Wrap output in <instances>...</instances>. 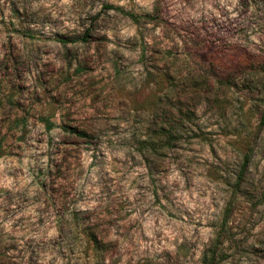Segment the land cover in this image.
Wrapping results in <instances>:
<instances>
[{
  "label": "rangeland",
  "instance_id": "374dc122",
  "mask_svg": "<svg viewBox=\"0 0 264 264\" xmlns=\"http://www.w3.org/2000/svg\"><path fill=\"white\" fill-rule=\"evenodd\" d=\"M0 154V264H264V0H0Z\"/></svg>",
  "mask_w": 264,
  "mask_h": 264
},
{
  "label": "trees",
  "instance_id": "16d2710c",
  "mask_svg": "<svg viewBox=\"0 0 264 264\" xmlns=\"http://www.w3.org/2000/svg\"><path fill=\"white\" fill-rule=\"evenodd\" d=\"M103 10L115 12V13L120 14L122 16L128 17L132 21H138L141 19H144V20H153L154 19L153 16H137V15L125 12L124 10H122L118 7H113V6H105L103 8ZM83 37H85V36H83ZM83 41H86V40L84 39ZM75 133L80 135L81 137H87V134H85V133H82V132H79V133L75 132ZM0 156H1V154H0ZM248 162H249V154H246L244 157L243 163L241 165L240 171L238 173V185L243 180L244 173L247 170ZM96 244L97 243L94 242V245H96ZM219 260H220V258L215 256L214 251L208 250V251H206V253L203 254L201 264H217V262Z\"/></svg>",
  "mask_w": 264,
  "mask_h": 264
}]
</instances>
